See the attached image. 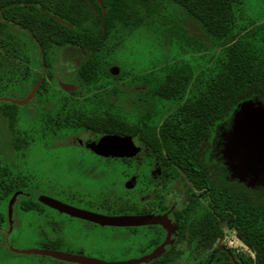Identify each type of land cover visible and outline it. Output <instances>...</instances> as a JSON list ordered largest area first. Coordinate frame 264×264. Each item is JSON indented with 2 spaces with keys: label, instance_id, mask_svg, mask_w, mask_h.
<instances>
[{
  "label": "trees",
  "instance_id": "obj_1",
  "mask_svg": "<svg viewBox=\"0 0 264 264\" xmlns=\"http://www.w3.org/2000/svg\"><path fill=\"white\" fill-rule=\"evenodd\" d=\"M168 3L195 21L201 33L191 34L174 18L165 16ZM243 15L239 0H0V32L4 30L10 39L13 33L6 30L9 25L26 31L35 38L43 56L49 45L85 50L88 56L79 73L83 82L90 83L122 78L121 73L112 75L103 63L126 33L147 20L168 22V34L178 52L196 53L202 64L195 72L192 61L173 58L137 76L136 81L161 84L153 88L152 99L178 102L163 121L167 156L194 182H225L223 176L210 179L206 166L195 156L207 139L216 138L213 136L219 124L231 125L242 102L264 103V23L252 25L253 19L244 23ZM0 112L13 127L15 104L2 103ZM227 180L228 187L213 186V203L219 206L216 210L221 220L235 230L253 256L238 252V260L225 257L224 264H264V185H248L231 175ZM220 234L217 225L212 239ZM178 253L161 250L149 259H171Z\"/></svg>",
  "mask_w": 264,
  "mask_h": 264
},
{
  "label": "flooded vegetation",
  "instance_id": "obj_2",
  "mask_svg": "<svg viewBox=\"0 0 264 264\" xmlns=\"http://www.w3.org/2000/svg\"><path fill=\"white\" fill-rule=\"evenodd\" d=\"M263 13L253 18L252 25L264 23ZM6 30L13 33V36L9 39L4 30L0 32V51H5L6 43L11 41L18 43V34L21 31L25 32L28 35L27 38L36 44L35 38L24 30L11 25ZM54 47L50 48L49 45L47 48L48 59L50 56L57 55L55 51L50 53V49ZM66 47L71 48L70 50H78L72 54V63L68 61L73 64L72 67L76 66L77 84H60L57 89L61 96L56 95L55 99L54 92H50V115H46L43 119L46 124H49L50 134L55 138L53 139L54 142H58V145L62 144L68 149L74 147L83 154L92 155L91 162L101 164L107 170L109 168L116 169L118 166L119 175L123 178V182L119 183V181L112 180L111 184L117 183L124 189L116 192L109 186L108 191H106L107 189L98 190L94 194L77 187H53L50 184V197L83 210L85 214V217L82 218L65 212L64 214L67 215L60 218L58 213L62 212L56 208L57 205L51 204L50 211H48L37 201L36 196L38 194L48 192L42 182L39 184L34 182L31 185L28 182H0V231L3 230L6 221L12 219L8 215V208L12 203L16 216H20L23 211L30 210L31 216H35L37 220L43 219L50 223L49 226L46 221H39L40 224L37 228L39 233L41 230L46 236L47 230H50V245L61 248L65 246L72 252H79L80 254H87L83 249L84 247L70 248L72 244L63 237L65 226L68 223H71L72 226L76 224L90 229H126L130 236L134 237L135 243L137 240L138 243L134 250H130L128 258H125L121 263L116 262L118 264L135 262L179 264L183 259L190 260L192 264H224L225 257L230 260L232 258L238 260L237 253L241 251H234L221 244L223 233L226 230L232 229L235 236L236 233L224 220H221L220 211L216 210L219 209V206L213 203L212 198L215 184L224 187H228L230 184L227 180L230 172L223 160L221 144L223 132L228 131L231 125L224 127L219 124L217 126L218 133L216 131L213 136L216 138L207 139L201 147L196 149L197 154L195 156L196 161H200L202 165L206 166L207 176L210 179L213 177L220 179L223 176L226 181L205 182L204 180L194 182L176 161L167 156L168 151L164 129L162 128L163 121L170 117V113L178 105V102H167L150 97L155 90L153 88H158L161 84L136 81L137 76L142 74L129 79V83L120 82L123 81V78L106 82H83L81 81L82 78H79V67L87 58L88 53L77 46L67 45ZM64 54L62 52L61 56L56 58L58 60L64 59ZM112 54H109L108 58H111ZM194 55L196 56L191 61L194 65L193 69L197 72L198 54L195 53ZM20 58L23 59V57ZM32 61L30 62L31 65L35 63L40 66V75L38 74L36 83L32 85L31 89L36 86L35 92H37L38 97H41V94L47 91L46 82L49 83L52 74L48 71L47 61L39 62L34 56ZM167 62L165 61L164 65ZM108 71L112 75L121 73L126 79V74L118 72V68L115 66L109 68ZM149 71L147 70L146 73ZM127 95H131L128 102L121 99L126 98ZM35 100L34 104H36ZM53 100H56L54 106ZM41 110L43 113L44 108ZM17 112L16 110V114ZM0 117L6 118V125L11 129V132L21 133L19 127H14L16 116L13 127L9 125L6 115L0 112ZM171 118L177 119L178 116H171ZM179 119H184V117L179 116ZM105 135L129 136L133 147L136 148L135 153L130 157L105 156L96 153L92 146L100 137ZM16 136L18 134H14L12 137V145L14 148H19V145L17 147L14 144ZM35 184L36 187H34ZM24 186L31 189H24ZM187 206L192 207L193 210H183ZM94 213L100 215H144L148 221L142 225L127 227L103 225L91 220ZM14 221L16 220L14 219ZM217 225L221 228V234L216 239H212L211 235ZM58 232L60 234H57ZM1 236L0 233V238ZM246 248L252 252L248 247ZM161 250H172L179 253L171 259H149L148 255L154 256V251ZM126 252L127 250L123 254ZM250 256H253V252ZM139 258L143 259L138 261ZM62 262L64 260L58 263L62 264Z\"/></svg>",
  "mask_w": 264,
  "mask_h": 264
},
{
  "label": "rangeland",
  "instance_id": "obj_3",
  "mask_svg": "<svg viewBox=\"0 0 264 264\" xmlns=\"http://www.w3.org/2000/svg\"><path fill=\"white\" fill-rule=\"evenodd\" d=\"M239 2L244 11V23L264 11V0H239ZM163 14L169 19L174 18L191 34L201 33L197 23L189 19L179 7L168 3ZM262 15L264 16V13ZM168 25V22L163 23L160 20H147L143 26L126 33L111 58L106 57L103 64L111 65L107 67V70L115 66L118 68V72L125 73L126 79L123 76V81L120 82L129 83V79L134 76L144 74L147 70L163 65L165 61H170L173 58L185 57L186 60L193 61V57L196 55H184L178 52L177 45L171 41L168 34ZM18 35V43L14 41L6 43L5 51H0V105L2 102L16 104L18 112L14 127H19L21 130V133L11 132V129L6 125V118L0 117V179L3 182H28L29 185L34 182L37 184L42 182L48 192L36 196L40 205L46 207L48 211H50L51 204L57 205L56 208L62 212L58 213L60 218L67 215L64 214L65 212L84 218L83 210L50 197V184L53 187H77L94 194L98 190L107 189L106 191H108L109 186L116 192L124 188L117 183L111 184L112 180L123 182L118 166L116 169L109 168L107 170L101 164L91 162L92 155L83 154L74 147L68 149L62 144L58 145V142L55 143L53 140L55 138L50 134L49 124H46L43 119L46 115H50V92H54L55 99L56 95L61 96L57 89L60 84H77L76 66L72 67L73 64L70 62L73 61L72 54L78 50H70L71 48L66 47L67 45L54 47L50 49V53L55 51L57 55L50 56L48 59V50L43 56L36 44L27 38L28 35L25 32L21 31ZM62 52L65 53V58L58 60L56 57L61 56ZM33 56L39 62L47 61L48 71L52 74L49 83L46 82L47 91L41 94V97H38L35 92L36 86L31 89L32 85L36 83L37 76L40 75V66L35 63L30 64ZM201 61L199 59L197 65H201L203 62ZM78 74L79 78H82L80 73ZM130 97L131 95H127L126 98L121 99L128 102ZM34 100L36 104H34ZM248 101L242 103L234 120V127L232 121L230 129L222 134V156L232 175L242 178L244 176L240 173V169H242L246 175L244 182L258 186L264 185V141L262 139L264 135V103L250 100L254 103L251 104ZM54 105H56V100H53ZM42 108L45 110L43 113H41ZM232 128L233 132L241 139L242 150L239 152H244L245 141H247V145L251 147L250 152L255 155L253 159L249 160V156H244L246 159L238 161V155L232 153L231 144H234L237 138L232 133ZM14 134L20 135L14 138V143L18 144L19 148H14L12 145ZM253 137L256 139H252ZM226 150H229V153ZM252 160H254L253 164ZM231 165H237L239 170H235L234 167L232 169ZM36 186L35 184L34 187ZM24 189L31 188L24 186ZM10 205L8 215L12 219L7 220L2 232L0 231L2 235L0 238V264H59L58 262L61 260H64L62 264H114V262L118 264L116 262L121 263L125 258H128L130 250H134L138 243V240L135 243L134 237L130 236V233L123 228L90 229L76 224L72 226L71 223H68L65 226L64 239L72 244L70 248L78 249L82 246L87 254L72 252L65 246L61 248L50 245V230H47V236L41 230L42 235L39 233L37 229L39 221L45 222L46 220H37L35 216H31L30 210L23 211L20 216H16L12 203ZM70 208L72 209L70 210ZM91 220L103 225L122 227L142 225L148 221L144 215H100L98 213H94ZM46 223L50 226L48 221ZM41 225L43 224L41 223ZM221 244L234 251L252 255V252L237 239L232 229L223 233ZM125 250L127 252L123 254ZM63 255L68 256V259L63 258ZM179 264H192V262L183 259Z\"/></svg>",
  "mask_w": 264,
  "mask_h": 264
},
{
  "label": "water",
  "instance_id": "obj_4",
  "mask_svg": "<svg viewBox=\"0 0 264 264\" xmlns=\"http://www.w3.org/2000/svg\"><path fill=\"white\" fill-rule=\"evenodd\" d=\"M248 102L251 104H254L253 102H250V100ZM242 103L239 105L238 109L234 112V118L232 120L233 121V124H232L233 127H234V120L239 113V109H240ZM232 133L237 138H236L235 143L231 144V147L233 148V150H231V151L234 155H236V154L238 155V157H239L238 161L245 158L244 156H247V157L249 156V160L253 159L255 155L250 152L251 147L247 145V141H245V144H246L245 148L243 146L244 152L243 153H242V151L239 152V150H242V147H240V143H241L240 140L241 139L238 137V135L235 132H233V128H232ZM252 139H256V138L253 137ZM262 139L264 141V135H263ZM252 144H253V141H252ZM92 149L98 154H102L105 156H107V155L118 156V157L131 156L135 153V150H136V148L133 147L132 141H131L129 136H118V135H105V136L100 137L99 140L93 144ZM226 151H228V153H229V150H226ZM222 153H223V151H222ZM240 156H242V157H240ZM253 161L254 160L251 161L252 164L254 163ZM236 166L237 165H231V168L233 169V167H234L235 170L238 171L239 168ZM240 173L244 175L242 178L240 176L232 175L231 172H230V175L232 178H236L239 181H242V182L246 181V180H244L246 175L242 169H240ZM237 177H239V178H237ZM245 183L253 186V184H249L248 182H245ZM155 252H157V251H154V254H155ZM151 256L152 255H150L148 257H151ZM62 257L65 259H68V256L63 255ZM138 261H141V260H138Z\"/></svg>",
  "mask_w": 264,
  "mask_h": 264
}]
</instances>
